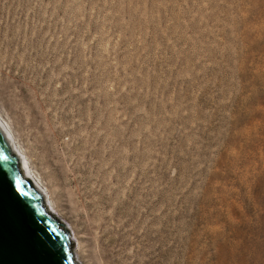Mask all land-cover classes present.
I'll return each instance as SVG.
<instances>
[{
  "label": "rangeland",
  "instance_id": "obj_1",
  "mask_svg": "<svg viewBox=\"0 0 264 264\" xmlns=\"http://www.w3.org/2000/svg\"><path fill=\"white\" fill-rule=\"evenodd\" d=\"M0 115L78 264H264V0H0Z\"/></svg>",
  "mask_w": 264,
  "mask_h": 264
},
{
  "label": "water",
  "instance_id": "obj_2",
  "mask_svg": "<svg viewBox=\"0 0 264 264\" xmlns=\"http://www.w3.org/2000/svg\"><path fill=\"white\" fill-rule=\"evenodd\" d=\"M20 169L21 157L0 127V264H77L68 230Z\"/></svg>",
  "mask_w": 264,
  "mask_h": 264
},
{
  "label": "bare ground",
  "instance_id": "obj_3",
  "mask_svg": "<svg viewBox=\"0 0 264 264\" xmlns=\"http://www.w3.org/2000/svg\"><path fill=\"white\" fill-rule=\"evenodd\" d=\"M14 40H10L7 43H13ZM8 45V44H7ZM26 67V66H24ZM28 70V69H27ZM0 127L2 128V130L4 131L7 139L9 140V142L13 145L14 147V152L17 156L21 157V166L22 169H20V172L22 174V177L26 180V181H30L32 182L36 188L45 195V193L47 192L44 188V186L41 184L40 179L37 178V176L34 174V171L32 169L31 163L27 157V155L22 151V148L19 146V143L15 137V135L13 134V132L11 131V128L9 127V125L6 123V121L1 117L0 115ZM89 135V134H88ZM98 152L93 153V156H97ZM48 193V192H47ZM46 198V196H45ZM44 197H43V201H44ZM44 206L47 210V212L52 215L50 212V210H48V207L45 204V201L43 202ZM53 216V215H52ZM55 217V216H54ZM56 218V217H55ZM57 219V218H56ZM98 225V224H97ZM98 228L100 227V225L97 226ZM67 229V228H66ZM68 230V229H67ZM74 253V251H73ZM75 255V254H74ZM76 259V256H75ZM77 262V260H76ZM78 264V262H77Z\"/></svg>",
  "mask_w": 264,
  "mask_h": 264
}]
</instances>
